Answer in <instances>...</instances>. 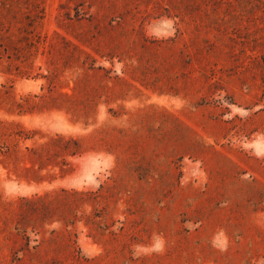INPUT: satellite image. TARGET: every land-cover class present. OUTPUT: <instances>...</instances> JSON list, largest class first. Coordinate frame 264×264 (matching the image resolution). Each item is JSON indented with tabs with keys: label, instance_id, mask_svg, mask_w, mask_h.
Here are the masks:
<instances>
[{
	"label": "rangeland",
	"instance_id": "rangeland-1",
	"mask_svg": "<svg viewBox=\"0 0 264 264\" xmlns=\"http://www.w3.org/2000/svg\"><path fill=\"white\" fill-rule=\"evenodd\" d=\"M0 264H264V0H0Z\"/></svg>",
	"mask_w": 264,
	"mask_h": 264
}]
</instances>
